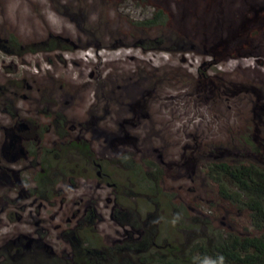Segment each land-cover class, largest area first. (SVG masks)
Returning a JSON list of instances; mask_svg holds the SVG:
<instances>
[{"label": "rangeland", "instance_id": "374dc122", "mask_svg": "<svg viewBox=\"0 0 264 264\" xmlns=\"http://www.w3.org/2000/svg\"><path fill=\"white\" fill-rule=\"evenodd\" d=\"M210 1L0 0V264L21 259L10 250L17 247L22 257H67L81 230L93 229L102 246L137 237L128 226L137 216L177 248L175 257L193 262L201 258L194 248L210 247L216 233L264 236L204 174L218 161L258 166L251 147L264 131V32L246 58L215 61L209 52L233 42L237 13L262 10L264 0H223L222 12ZM159 9L166 26L133 25ZM8 34L21 45L15 55ZM46 40L70 50L38 52ZM197 69L223 90L194 91ZM250 122L254 139L241 143ZM132 161L160 168L159 188L183 210L135 194ZM218 178L244 200L229 177Z\"/></svg>", "mask_w": 264, "mask_h": 264}, {"label": "trees", "instance_id": "16d2710c", "mask_svg": "<svg viewBox=\"0 0 264 264\" xmlns=\"http://www.w3.org/2000/svg\"><path fill=\"white\" fill-rule=\"evenodd\" d=\"M216 11H221L226 6L223 0L210 1ZM208 4V3H207ZM222 12V11H221ZM237 25L230 32L233 42L223 41L221 44H215L210 50V59L217 60L222 55H226L232 59L239 57L246 58L251 56V52L258 51L260 44L258 38L264 32V9L249 10L246 9L236 15ZM167 20L162 10H155L149 20L143 22H134L133 25L142 28H156L166 26ZM254 39V41H253ZM6 41L9 48L15 51L21 48L20 43L12 34H8ZM254 49V50H253ZM69 46L56 44L52 40H46L37 48L38 52L52 53L55 51L69 52ZM27 51H34L27 49ZM218 62V61H217ZM215 62L214 64H216ZM197 77L191 82L194 91L201 93L208 92L218 95L223 90L221 80L216 76L208 77L200 73L197 69ZM251 123V124H250ZM245 125L246 134L243 136L241 143L250 144L254 139L251 135L254 129V122ZM260 127V126H256ZM43 130H41L42 133ZM251 139V140H250ZM257 140V139H256ZM27 152L31 154L32 146L27 144ZM69 147L78 152L87 155L90 161H94V156L86 145L73 142L69 143ZM258 166L254 164H227L224 162L210 163L204 172L205 177L213 183L217 188L219 197L230 203L231 205L242 208L248 213L249 225L256 231H264V131L261 138L257 140L254 147ZM47 150H42V154ZM122 160V159H121ZM120 161V159H119ZM42 171H45L46 162L43 160L39 164ZM44 173V172H43ZM42 173V174H43ZM127 176L130 184L128 187L142 197H145L148 203H153L155 199L163 196L167 199L170 208L182 211V207L174 205L171 201L174 197L171 194L163 193L159 188L163 171L152 162H136L129 163ZM224 174L231 179L243 196V201L239 199L237 194H227L219 183V175ZM36 183L42 184L43 175L36 176ZM170 202H172L170 204ZM132 211H130L131 213ZM128 226L131 230L138 233L137 237L121 240L109 246L98 245L97 239L93 234V229L81 230L74 234L77 244L73 246V251L67 257L51 255L48 258L40 256L38 252L23 256L20 254L21 249H10L12 254L21 259H17L15 264H264V236L257 238H241L226 233H216L213 237V243L207 249L202 247L194 248L197 250L201 258L194 262L188 259H178L175 254L177 248L172 244H168L166 239L160 240V233L153 226H145L142 224L140 217H134L129 221ZM161 241V242H159ZM88 250H97L98 256H94L91 260L86 258ZM251 250V252H249ZM14 257V256H13ZM88 257V256H87ZM1 264H9L7 257L3 256ZM208 259L205 261L204 259ZM205 261V262H204Z\"/></svg>", "mask_w": 264, "mask_h": 264}]
</instances>
